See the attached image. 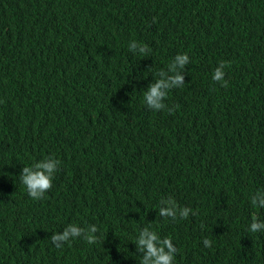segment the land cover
I'll return each instance as SVG.
<instances>
[{
	"label": "trees",
	"instance_id": "16d2710c",
	"mask_svg": "<svg viewBox=\"0 0 264 264\" xmlns=\"http://www.w3.org/2000/svg\"><path fill=\"white\" fill-rule=\"evenodd\" d=\"M52 161L31 198L23 168ZM169 199L175 220L159 215ZM260 200L264 0H0V264H140L142 225L171 239L173 264H264ZM71 224L95 242L54 246Z\"/></svg>",
	"mask_w": 264,
	"mask_h": 264
},
{
	"label": "clouds",
	"instance_id": "9594fccd",
	"mask_svg": "<svg viewBox=\"0 0 264 264\" xmlns=\"http://www.w3.org/2000/svg\"><path fill=\"white\" fill-rule=\"evenodd\" d=\"M132 49H135L137 46L133 44ZM141 53L149 51L146 45L140 46L139 48ZM189 62L188 55L182 54L176 57V64H179L180 67H183L186 63ZM226 64L224 62L220 63V68L215 70V73L212 77L214 81H223L224 72L220 69H224ZM174 69L175 65H171ZM161 76L164 73H160ZM171 84L167 83L165 80H158L155 84L150 85L147 92L144 93V100L148 107L154 110L164 109L166 106L162 101L165 99L167 92L162 91V89H170L174 85H180L183 82V77L176 75L174 77H169ZM223 87H227V81H224L222 84ZM172 110L169 109V112ZM56 162H45V163H35L33 166L24 167L20 175V180L22 184L26 187L28 195L33 199H41L44 194L51 189L52 187V178L53 173L56 169ZM35 169V170H34ZM252 205L257 206V200L252 199ZM170 205L168 209H160L159 215L163 217H172L173 220L176 219V214L174 209L177 207L175 202L171 199L167 201ZM259 206L264 207V200L259 201ZM192 210L190 208H184L180 211V217L186 219L189 216V213ZM194 214V213H193ZM257 217L254 215L252 217V223L250 226L251 232L259 231L261 228H264V224L256 222ZM149 225H142L137 228L132 240V246L135 254L144 251L145 256L141 260L140 264H173L174 254L177 249L173 247V243L170 238H164L161 240L156 232L148 230ZM97 232L95 226H91L85 231L75 224L69 225L65 228L62 235L56 234L52 236V243L56 247H62L63 243L68 242L74 237L84 236V238L89 243L95 242L94 233ZM205 247H210L211 242L208 239L203 241Z\"/></svg>",
	"mask_w": 264,
	"mask_h": 264
}]
</instances>
